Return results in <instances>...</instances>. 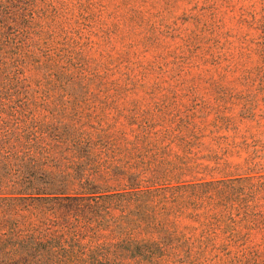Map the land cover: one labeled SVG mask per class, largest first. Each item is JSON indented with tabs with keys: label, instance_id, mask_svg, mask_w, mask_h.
<instances>
[{
	"label": "rangeland",
	"instance_id": "374dc122",
	"mask_svg": "<svg viewBox=\"0 0 264 264\" xmlns=\"http://www.w3.org/2000/svg\"><path fill=\"white\" fill-rule=\"evenodd\" d=\"M0 23L1 192L212 181L140 212L23 210L60 236L48 250L150 240L98 264H264V0H0Z\"/></svg>",
	"mask_w": 264,
	"mask_h": 264
},
{
	"label": "trees",
	"instance_id": "16d2710c",
	"mask_svg": "<svg viewBox=\"0 0 264 264\" xmlns=\"http://www.w3.org/2000/svg\"><path fill=\"white\" fill-rule=\"evenodd\" d=\"M2 29L0 23V42L1 38L5 37ZM3 63L5 64L6 60L0 55V64ZM245 180L247 178L243 177L237 181L243 182ZM78 183L82 191L77 194H69L63 190L33 193L0 191V264H98L103 259L115 254L123 240L129 245L132 256L144 258L148 254V250L146 251L145 248L158 247V242L123 239L116 243L88 246L86 250L75 252L72 256L51 252L48 250V246L54 238L60 236L49 227L42 228L34 221L27 220L21 213L23 210L30 208L37 209V211H33L36 215L52 213L56 217L63 214L64 210L68 208L69 210L75 209L78 213H85L97 203L98 199L107 200L110 203L113 198L118 202L120 198L135 200V209L140 212L145 207H150L148 197L152 195L182 201L185 195L189 197L197 196L199 190H203V186L211 185L212 181L182 182L152 189L131 187L130 190L126 189L123 192H119L117 189H107L103 186L101 188L99 185H95L92 180L80 178ZM196 205L194 202L193 206ZM145 217L147 218V216ZM146 221L151 223L149 219ZM156 221V226L159 229L166 230L164 228L166 225L165 220ZM93 233L95 234L97 231H93Z\"/></svg>",
	"mask_w": 264,
	"mask_h": 264
}]
</instances>
